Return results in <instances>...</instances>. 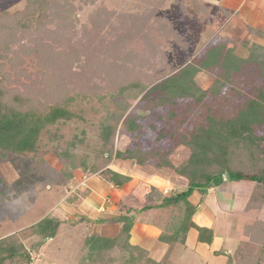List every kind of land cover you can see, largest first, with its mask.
<instances>
[{"label":"trees","instance_id":"1","mask_svg":"<svg viewBox=\"0 0 264 264\" xmlns=\"http://www.w3.org/2000/svg\"><path fill=\"white\" fill-rule=\"evenodd\" d=\"M69 1L72 0H26L23 10L11 14L0 12V158L4 159L8 154L26 155L35 152L40 132L70 115L64 105L72 102L76 95L81 98H87L88 94L96 95V84H100L98 76L111 75L113 80H107V83L115 84L109 86L105 92L120 98L119 103L123 108L130 107L125 101L127 97L141 100L149 98L158 104V109L160 106L168 112V124L180 123L185 127L184 112L188 114L185 110L189 109L197 116L202 108L206 109L221 96L237 100L235 102L239 103L235 113L227 118L205 114V122L193 128L188 136L172 129V141L168 143L176 141L189 150L188 155L178 163H172L169 159V155L174 151L167 153L169 149L165 139L155 151H136L142 147L136 140L128 145L127 150L115 151L114 157L118 160L133 161L134 165L139 167L152 166L156 171L168 167L171 175L186 180L185 189L161 195L160 202L154 205L176 207L179 210V213L171 218V222H168L167 227L162 229L158 236L159 241L168 244L169 249L174 243L185 244L188 231L194 228L198 232L197 242L212 243L213 231L194 221L193 217L199 204L191 203L189 197L195 191L205 195L207 186L213 187L217 182H221L225 172L229 173L232 180H249L256 183L247 200L246 210L264 207V167L258 168V164L264 163V132H257L255 129L256 126H264V85L239 88L234 77L238 74L239 65L244 61L256 64V68L260 69V76L264 77L263 55L251 54L248 59L239 62L225 44L213 42L201 49L199 62H188L179 67L168 56L173 52L175 44L183 46L182 38L171 29L169 21L166 22L162 18L149 20L158 10L155 5L146 6L142 14H132L131 17L102 6L91 19L92 29L78 31L73 22L75 7ZM199 2V6L203 5L202 1ZM48 6L53 7L50 13L47 12ZM42 18H45L44 26L48 29L43 28L40 31V25L37 24ZM164 22L168 24L165 25ZM123 25H126L125 29ZM19 28L25 34H37L40 31L38 39H30L25 47L18 46L12 39L14 30ZM72 28L75 30H71ZM126 29L132 34V45L128 42ZM64 50L69 55L65 63L72 61L76 50L80 58L85 60L84 69L88 71L84 76H60L54 65L48 66L51 62L49 56L54 58L56 53ZM27 58L31 71L27 70L28 66L26 69L22 67L23 60ZM144 58L151 64L146 68L140 67V61ZM113 69L122 76L116 78ZM201 70H207L213 76L207 88H203L195 79ZM142 80L146 81L145 84ZM223 83L231 86L225 89L227 85ZM177 112H181L179 117ZM114 116L112 114L111 119ZM123 117V123H126L129 117L123 114L119 115L114 123H118ZM103 127L109 133L108 137L112 138L116 126L109 124ZM159 149L165 153H161ZM66 153L57 155L64 160L62 171L66 178L70 179L74 167L67 164L73 162L74 156H68ZM150 157L156 161L150 163ZM101 172L105 175L103 178L106 182L118 187L130 180L128 175H121L108 167ZM167 173L170 174L168 171ZM106 174L109 177H106ZM46 219L47 217L37 223L49 230L45 234L42 232V239L54 236L60 225V220L53 217L55 224L50 228L46 225ZM85 219L86 217H83L81 220ZM102 220L99 218L96 222ZM112 220L119 224L118 234L113 238L99 235L98 243L94 245L97 258L109 255V252L116 249L120 251L122 259L128 254V258L124 259L127 263L164 264L163 259L157 261L151 258L144 248L129 242L131 217L118 214ZM260 223L243 226L241 242L232 255L235 264H243V261L253 254L251 243L258 240L257 235L264 234ZM13 242L17 243L13 235L0 239V264L5 260L4 248L1 246L8 247L9 243ZM20 245L24 249L23 244ZM17 251L21 253L22 250ZM214 253L229 255V252L221 249L215 250Z\"/></svg>","mask_w":264,"mask_h":264},{"label":"rangeland","instance_id":"2","mask_svg":"<svg viewBox=\"0 0 264 264\" xmlns=\"http://www.w3.org/2000/svg\"><path fill=\"white\" fill-rule=\"evenodd\" d=\"M200 1L203 3L200 5L203 6L202 8L199 6V0H164L161 2L160 0H72L69 2L75 7L73 22H75L74 27L78 31L92 29L91 19L102 6L113 12L124 13L131 17L132 14H142L146 6L155 5L158 10L149 20L155 21L157 18H162L166 22L169 21V25L172 26L171 29L182 38L181 44L183 46L180 47L174 43V50L168 56L179 67L188 62H199L201 49L213 42L225 44L239 62L248 59L251 54L263 55L264 58V12L253 11V13L248 11V4H251L253 0H248L247 6L243 5V14L240 10L231 12L232 18L229 11L226 13L222 10L218 11L214 5L205 6V0ZM25 4L26 0H0V12L11 14L23 10ZM51 10L53 7L48 6L47 12L50 13ZM44 21L45 18H42L37 24L40 25V31L43 28L48 29L44 26ZM166 22H164L165 25L168 24ZM257 23L260 24L257 25ZM123 27L125 29L126 25ZM71 30L75 29L72 28ZM14 32L15 35L12 40L22 47H25L30 39H38L39 34V32L37 34L32 32L25 34L20 28ZM100 34L101 31H99ZM125 34L128 42L132 45V34L127 29ZM67 54V51L64 50L56 53L54 58L49 56L51 62L48 66L54 65L55 71L60 76H84L85 72L88 71L84 69L85 60L80 58V54L76 50L72 61L65 63L69 58ZM148 61L146 58L141 59L140 67L150 66ZM26 66H28V71L32 70L29 67L28 58L22 63L24 69ZM239 66L238 74L234 76L237 87L253 88L264 85V77L260 76V69L256 68V64L245 63L244 61ZM7 71L10 72V69ZM10 74L13 75L11 72ZM113 74L116 78L122 76L117 71H114ZM112 77L111 75L98 76L100 84H96V95L88 94L87 98L76 95L72 102L65 104L64 107L68 109L70 115L64 119H59L55 124L47 126L40 132L35 152L26 155L8 154L6 158H0V190L5 194L12 190L26 188L21 196L22 200L18 204L16 202L10 204L9 209L6 208L7 214L3 216V219H0V234L13 230L15 233L16 230L26 229L13 236L16 244L13 242L9 243L8 247L6 245L1 246L4 248L5 260L3 264H141L140 262H125L124 259L128 258V254L126 253L122 259L120 251L118 252L116 249L109 252V255L106 254L97 258L94 245L98 243L100 236L98 235L99 227L96 225L99 222H96V219L95 221L87 220L94 224L93 227H90L87 222L75 227L71 226L69 222L65 223L59 226L52 238L47 236L42 239V232L45 234L49 230L40 227L37 223L47 217L46 225L50 228L53 227L55 220L52 218L55 215L54 213L48 215L50 212L46 210L50 209V205L56 199L52 196L60 195L59 191L49 193L47 185L53 184L61 187L65 183V175L62 171L64 160L59 158L57 154L67 152L66 155H73V162L67 166L77 168L79 171L82 170L84 174L96 173L105 176L101 170L117 165H120V168H127V173L136 170L134 180L131 183L135 185L137 195L132 194V202L129 201L130 204L134 205L130 209H132L131 214L135 216V214L144 211L139 206L149 202L150 198L160 202L159 197L161 195H169L185 189L186 180H183L184 184L177 181V183H173L172 180H175V176L171 175V170L168 167L159 169L161 172L156 171L157 169L152 166L138 167L134 165L133 161L128 162L124 159L115 158V151L127 150L132 143H135V140L140 142L139 144L142 146L136 151H155L161 145L160 142L165 139L166 147L169 149L167 153L174 151L169 155V159L172 163H178L188 155L189 150L179 142L168 143V141H172L170 135L172 129L173 131L175 129L184 132V136H188L193 128L205 122L203 118L205 114L209 113V115H214L217 118H227L232 116L239 106V103L235 102L237 100L221 96L219 100L215 99L206 109L202 108L197 116L192 114L189 109L185 110L188 113L184 112L183 116H186L185 127H182L180 123L178 125L175 123L168 124V112L164 108L161 109L160 106L158 109V104L153 103L149 98L141 100L127 97L125 101L130 107L123 108L122 104L119 103L120 98L105 92L109 86L115 84L108 85L107 83V80H113ZM195 79L199 85L207 88L210 86L213 76L207 70H201L196 74ZM145 82L142 80V83L145 84ZM223 84L227 85V83ZM229 86L231 85L228 84L225 89ZM112 114L115 115L113 119H111ZM122 114L128 115V121L123 123V117L118 123H114L117 117ZM180 114L181 112H177L178 117ZM135 123L136 125H132ZM109 124L116 126L112 138L108 137L109 133L103 127V125ZM255 129L257 132H264L262 125L256 126ZM262 143L264 144V140ZM159 151L165 153L162 149ZM155 161L150 157V163ZM254 163L256 165L257 161L255 160ZM258 165V168L264 167L263 162ZM121 170L124 171V169ZM152 171L164 178V180H160V178L151 180V183L161 187L159 190H152L153 186L143 178L149 176ZM106 177L109 175L106 174ZM255 184L254 181L249 180L238 182L232 179H222L213 187L207 186L206 194L202 196V200L198 191H195L189 197V201L195 204L201 200L202 203L194 215V221L200 226H207L212 229L214 234L212 243L197 242L198 232L193 228L188 231L185 244L174 243L170 249L168 245L159 244L156 250L155 248L153 250V247L149 248V256L154 257L153 259H157V261L163 259L164 264H235L232 255L241 242L243 226H251L261 222L260 224L264 228V207L260 209L252 207L246 210L248 195L250 192L252 193ZM12 193L8 195L9 199L12 198ZM37 197H40L42 201L38 202ZM35 200L37 203L44 202L39 204L38 208L37 203H34ZM72 207L74 208V206ZM72 207L69 209H73ZM133 210L137 213L134 214ZM60 213L66 214L59 211L56 214L60 215ZM178 213L179 210L176 207H167L158 212H152L146 217L143 216L141 220L149 224L155 223L160 230H164L168 222H171V218ZM51 219L54 223L51 222ZM29 224H33V226ZM33 231L37 233L34 234L36 236H33ZM29 237H32L30 239L33 241H40V243L36 242L32 247ZM256 238L258 240L251 243L253 254L248 256V260L243 261V264H264V234L260 233ZM145 240L144 242L147 243ZM19 243L23 244L24 249ZM153 243L156 244L157 241L153 240ZM219 249L229 252V255L215 254L214 251ZM17 250L22 251L17 253Z\"/></svg>","mask_w":264,"mask_h":264},{"label":"crops","instance_id":"3","mask_svg":"<svg viewBox=\"0 0 264 264\" xmlns=\"http://www.w3.org/2000/svg\"><path fill=\"white\" fill-rule=\"evenodd\" d=\"M247 1L248 0H205V4L206 6H210V7L211 5H214L218 11L222 10L225 13L226 11H229L231 14L230 17L232 18L231 12L234 13L240 10L243 14L244 12L243 5L247 6ZM251 4H252V7H251ZM251 4H248V8H247L248 11L264 12V0H253ZM256 5L257 7L255 8ZM258 24L260 23H257V25ZM127 161L129 162V160ZM108 168L120 173L121 175H128L130 177V180L128 182H125L122 186L118 187L115 184L106 182L102 175L100 176L96 173L84 174L82 170L79 171L77 170V168H75L76 171L75 169L73 170V175L70 179H67L65 178L66 176H64L65 183L63 186L58 187L53 184L47 185V189L49 193H52L55 191H59L58 193H60L59 196L57 195L52 196V197H56L55 199L56 202L54 200L53 204L50 205V209L46 210L50 212L48 215H52L54 213L55 216L54 215L53 216L57 218L58 220H60L59 226L69 222L70 225L73 227H75L78 224L84 223V222H87V224L90 227H93L94 224L90 223L87 220L95 221V219L97 220L101 218L103 220L100 221L99 224H96L99 227L98 235L103 236V237H110V238L115 237L119 231V224L117 222H114L112 219L116 217L118 214L127 215L131 217V221H132V225L130 228V238H129V242L132 245H138L144 248L147 251L148 255H149V248L153 247V250L154 248L156 250L159 244L168 245L164 242L159 241L158 236L160 235L162 230H160L158 225H156L155 223L149 224L141 220L143 216L146 217L147 215H151L152 212H156V211L158 212L160 209L167 208V207L154 206L158 204L159 201H153V199L150 198L149 202H146L144 205L139 206V208H142L144 206H151V208L142 209L144 211L141 213L139 212V214L137 215L135 214L137 212L133 210L135 214V216H133L131 214L132 209L130 208H132L131 206L134 207V205L130 204V202H132L131 199L133 195H137V193L135 190V185L131 182L134 180V173L136 172V170H134V172L131 171L130 173H127L126 172L127 168L126 169L120 168V165H117L116 167L109 166ZM121 169H124V171ZM159 175H157L156 172L152 171L149 176L143 177L146 182H149L151 186H153L152 190L153 189L159 190L161 188V187H157L159 185H155L154 183H151L152 179L158 180L160 178V180L161 179L164 180V178H161V176L159 177ZM172 181L173 183L177 181V182L184 184L183 179L178 176H175V180H172ZM24 191H26V188L21 189V190H12L10 192H7L8 194L7 193L4 194L2 190H0V219H3V216L7 214L6 208L8 210L10 204H13V202H16L18 204V202L22 200L21 196L23 195ZM10 193H12L13 196L12 198L9 199L8 195H10ZM199 195L200 197H202L201 194ZM249 196L250 194L248 195V198ZM37 200L38 202L42 201L40 197H37ZM43 202L37 203L36 201L34 203H37L38 205L36 204V206H38L39 208V204ZM201 203L202 202L198 201V203H195V204L201 205ZM199 205H198V208H199ZM72 206H74V208ZM69 207H72L73 209L71 208L69 209ZM198 208L195 214L197 213ZM58 211L64 212L66 214L63 215L60 213V215H58L56 214ZM75 217L77 218L75 219ZM83 217H86V219L81 220ZM29 225L33 226V224H29ZM24 230L26 229L16 230L15 233H13L14 231L13 230L12 232L0 234V239L4 237H8L10 235L14 236L15 234H18ZM33 232H34L33 236H36L34 234H37V233H35V231ZM32 237H29V242H30V245L34 247L37 241H33L32 239H30ZM144 239H146L145 241L147 243L144 242ZM153 240H156L157 243L154 244ZM151 258H154V257H151Z\"/></svg>","mask_w":264,"mask_h":264},{"label":"water","instance_id":"4","mask_svg":"<svg viewBox=\"0 0 264 264\" xmlns=\"http://www.w3.org/2000/svg\"><path fill=\"white\" fill-rule=\"evenodd\" d=\"M222 178L225 180H229L230 179L229 173L228 172L224 173Z\"/></svg>","mask_w":264,"mask_h":264}]
</instances>
